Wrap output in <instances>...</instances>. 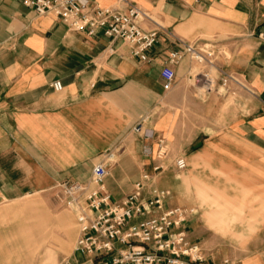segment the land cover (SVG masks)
I'll list each match as a JSON object with an SVG mask.
<instances>
[{
	"label": "crops",
	"instance_id": "1",
	"mask_svg": "<svg viewBox=\"0 0 264 264\" xmlns=\"http://www.w3.org/2000/svg\"><path fill=\"white\" fill-rule=\"evenodd\" d=\"M90 3L145 10L141 25L158 33L149 59L52 11L0 0V201L65 182L92 186L98 163L108 171L101 192L119 201L148 173L144 198L165 189L164 208L196 211L184 228L209 263L264 264V0ZM188 44L211 63L185 53L164 89L162 66ZM88 258L75 241L61 264Z\"/></svg>",
	"mask_w": 264,
	"mask_h": 264
},
{
	"label": "built area",
	"instance_id": "2",
	"mask_svg": "<svg viewBox=\"0 0 264 264\" xmlns=\"http://www.w3.org/2000/svg\"><path fill=\"white\" fill-rule=\"evenodd\" d=\"M21 1L38 14L54 12L74 31L88 36L101 33L120 39L142 60L149 59L148 51L158 38L157 30L141 25L149 15L135 4L122 9L101 7L91 4L90 0ZM185 53L199 63H211L208 59L211 53L202 47L188 44L182 50L171 51L160 70L164 89H169L174 80L170 64L180 60ZM52 85L55 90L62 88L59 81ZM144 120L145 117L141 118L132 129L140 132ZM175 163L178 169L186 165L183 158L176 159ZM107 173L106 165L98 163L92 170V186L79 182L60 184L70 202L77 207L79 236L76 249L89 256L83 264H211L201 245L190 241L184 228L188 217L196 213L194 209L164 208L169 191L156 187H151L150 197L144 198L142 190L150 181L148 173L135 182L134 190L128 196L110 201L109 195L101 192L102 180ZM219 264L234 262L225 258Z\"/></svg>",
	"mask_w": 264,
	"mask_h": 264
},
{
	"label": "rangeland",
	"instance_id": "3",
	"mask_svg": "<svg viewBox=\"0 0 264 264\" xmlns=\"http://www.w3.org/2000/svg\"><path fill=\"white\" fill-rule=\"evenodd\" d=\"M63 211L68 220L62 218L58 226L55 218ZM77 214L61 186L0 201V264H61L79 236Z\"/></svg>",
	"mask_w": 264,
	"mask_h": 264
}]
</instances>
